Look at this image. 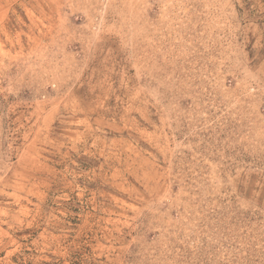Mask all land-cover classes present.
<instances>
[{
    "label": "rangeland",
    "instance_id": "1",
    "mask_svg": "<svg viewBox=\"0 0 264 264\" xmlns=\"http://www.w3.org/2000/svg\"><path fill=\"white\" fill-rule=\"evenodd\" d=\"M0 264H264V0H0Z\"/></svg>",
    "mask_w": 264,
    "mask_h": 264
}]
</instances>
